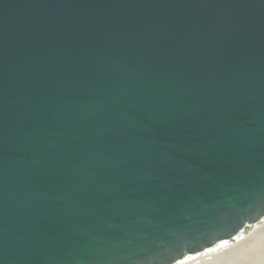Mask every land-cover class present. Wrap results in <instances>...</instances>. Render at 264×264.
I'll use <instances>...</instances> for the list:
<instances>
[{"label": "water", "instance_id": "1", "mask_svg": "<svg viewBox=\"0 0 264 264\" xmlns=\"http://www.w3.org/2000/svg\"><path fill=\"white\" fill-rule=\"evenodd\" d=\"M264 224V0H0V264H184Z\"/></svg>", "mask_w": 264, "mask_h": 264}, {"label": "bare ground", "instance_id": "2", "mask_svg": "<svg viewBox=\"0 0 264 264\" xmlns=\"http://www.w3.org/2000/svg\"><path fill=\"white\" fill-rule=\"evenodd\" d=\"M184 264H264V224L235 245Z\"/></svg>", "mask_w": 264, "mask_h": 264}]
</instances>
